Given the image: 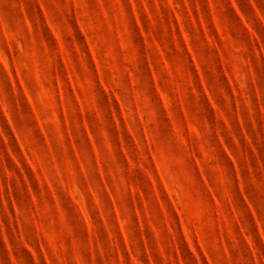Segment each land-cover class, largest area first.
Masks as SVG:
<instances>
[{
    "label": "rangeland",
    "instance_id": "1",
    "mask_svg": "<svg viewBox=\"0 0 264 264\" xmlns=\"http://www.w3.org/2000/svg\"><path fill=\"white\" fill-rule=\"evenodd\" d=\"M0 264H264V0H0Z\"/></svg>",
    "mask_w": 264,
    "mask_h": 264
}]
</instances>
